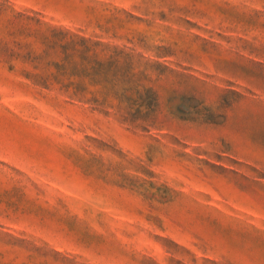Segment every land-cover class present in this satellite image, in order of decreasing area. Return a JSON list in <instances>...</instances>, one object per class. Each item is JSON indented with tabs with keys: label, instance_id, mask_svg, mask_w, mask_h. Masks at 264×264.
Masks as SVG:
<instances>
[{
	"label": "rangeland",
	"instance_id": "obj_1",
	"mask_svg": "<svg viewBox=\"0 0 264 264\" xmlns=\"http://www.w3.org/2000/svg\"><path fill=\"white\" fill-rule=\"evenodd\" d=\"M0 264H264V0H0Z\"/></svg>",
	"mask_w": 264,
	"mask_h": 264
}]
</instances>
